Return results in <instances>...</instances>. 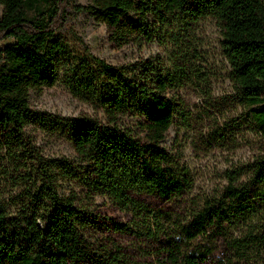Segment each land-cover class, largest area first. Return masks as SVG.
I'll use <instances>...</instances> for the list:
<instances>
[{"label": "trees", "instance_id": "1", "mask_svg": "<svg viewBox=\"0 0 264 264\" xmlns=\"http://www.w3.org/2000/svg\"><path fill=\"white\" fill-rule=\"evenodd\" d=\"M72 2L0 0V153L15 173L12 184L22 188L0 202V264H129L115 244L95 240L88 202L103 198L149 225V211L135 195L176 204L192 187L189 169L162 147L177 112L173 95L204 74L190 50H181L168 68L160 61L113 66L79 59L71 90L96 115L31 109V92L54 83L69 9L104 25L117 48L152 43L176 25L171 37L178 45L201 19L215 22L234 96L264 140V0ZM29 126L61 132L73 157L41 155ZM245 175L240 182L243 173L229 172L221 198L192 207L183 222L175 215L168 228L150 225L142 236L158 246L154 264H208L218 253L215 264H264V151ZM106 226L129 230L111 220Z\"/></svg>", "mask_w": 264, "mask_h": 264}, {"label": "rangeland", "instance_id": "2", "mask_svg": "<svg viewBox=\"0 0 264 264\" xmlns=\"http://www.w3.org/2000/svg\"><path fill=\"white\" fill-rule=\"evenodd\" d=\"M87 3L88 0L72 2L83 6ZM175 27L177 25L158 32L152 43L117 48L110 42L104 25L87 13L69 9L67 20L59 30L65 41V51L55 62L54 83L32 91L30 97V107L36 112L58 117H93L95 110L71 90L73 69L79 59L90 61L91 57L113 66L160 61L168 68L181 50H190L191 61L198 71L204 73L200 78L192 77L193 80L173 95L177 112L162 144L189 169L192 187L183 199L170 204L149 195H135L134 198L149 211L151 218L146 221L149 225L143 223V217H134L103 198L94 197L91 202L87 201L95 216V240L103 247L115 244L121 253L126 254L129 264L155 263L158 246L142 236L150 225L153 226L151 230L157 223L160 224L158 227L168 228L171 225L169 216L180 215L183 222L192 207L206 199L221 198L228 184V173H243L240 182L245 181L248 166L264 151V140L255 133L249 112L234 96L218 25L210 19H201L190 31V37L178 40V45L171 37L172 33H177ZM200 79L205 82L200 83ZM26 133L41 155L73 157L71 144L61 132L29 126ZM2 156L0 153V202H5L20 193L22 188H15L12 184L11 177L15 173ZM110 220L127 225L129 230L125 233L111 231L106 226ZM220 255L218 253L215 257ZM216 258L208 264H215Z\"/></svg>", "mask_w": 264, "mask_h": 264}]
</instances>
